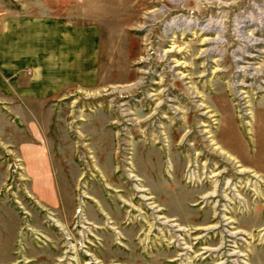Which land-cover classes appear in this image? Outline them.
<instances>
[{"label": "rangeland", "instance_id": "rangeland-1", "mask_svg": "<svg viewBox=\"0 0 264 264\" xmlns=\"http://www.w3.org/2000/svg\"><path fill=\"white\" fill-rule=\"evenodd\" d=\"M13 16L67 18L85 49L53 99L0 91V264H264V0H0Z\"/></svg>", "mask_w": 264, "mask_h": 264}, {"label": "crops", "instance_id": "crops-1", "mask_svg": "<svg viewBox=\"0 0 264 264\" xmlns=\"http://www.w3.org/2000/svg\"><path fill=\"white\" fill-rule=\"evenodd\" d=\"M68 23L67 18L51 16L23 18L13 16L1 19L0 91L3 95L13 96L14 103L20 99L23 104L26 101L43 103L66 92L73 82L71 72H74L69 56H74L73 60L77 63L78 55L83 56L85 49L83 32L78 36V31L69 30ZM79 39H82L83 45L79 44ZM70 43L73 44L71 51ZM90 49L91 46L89 51ZM89 54H93L92 51ZM13 105L8 109L12 110ZM21 109L17 111L14 108L11 117L25 119L27 131L34 139L33 145H29L34 150L40 151L38 148L40 145L37 143L39 131L34 121H27L29 118H36L28 107L22 106ZM30 147L22 146V149L24 151ZM31 159V156H28L27 161ZM33 159L35 166H43L41 158Z\"/></svg>", "mask_w": 264, "mask_h": 264}]
</instances>
